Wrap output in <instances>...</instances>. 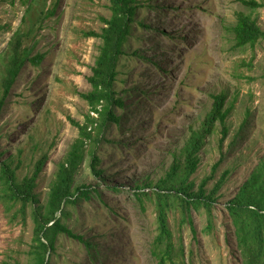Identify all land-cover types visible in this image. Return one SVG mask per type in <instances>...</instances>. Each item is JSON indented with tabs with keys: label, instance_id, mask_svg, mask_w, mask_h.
Segmentation results:
<instances>
[{
	"label": "rangeland",
	"instance_id": "obj_1",
	"mask_svg": "<svg viewBox=\"0 0 264 264\" xmlns=\"http://www.w3.org/2000/svg\"><path fill=\"white\" fill-rule=\"evenodd\" d=\"M141 1L146 6L137 17L150 29L134 26L128 55L118 65L116 85L125 107L117 112L119 125L111 124L95 149L103 174H92L85 153L74 185L91 187L92 193L66 208L65 224L93 247L60 234L50 264H157L156 210L150 200H138L137 187L168 172L190 134L201 127L211 95L220 93L230 109L227 136L221 144L217 124L189 178L195 190L206 180L209 192L229 172L217 191L212 226L203 209H191L185 219L178 210L168 212L167 223L175 249H183L184 264H241L225 205L264 162V39L237 47L230 28L243 12L264 31V0H255L260 4L255 10L238 0ZM109 17V0H0V80L17 31L33 29L23 44L36 42L30 58L43 55L37 64L22 66L4 100L0 159L17 166L19 181L44 161L35 180L42 202L58 164L79 136L75 123L84 125L89 114L79 94L90 89L87 78L101 40L86 33H100L101 19ZM17 209L5 211L0 200V264L32 259L30 209L25 217L15 216Z\"/></svg>",
	"mask_w": 264,
	"mask_h": 264
},
{
	"label": "trees",
	"instance_id": "obj_2",
	"mask_svg": "<svg viewBox=\"0 0 264 264\" xmlns=\"http://www.w3.org/2000/svg\"><path fill=\"white\" fill-rule=\"evenodd\" d=\"M238 1L250 10L260 7L255 0ZM145 6L141 0H109L110 17L101 19L104 26L100 33L92 31L86 33L87 36L98 37L101 40L91 75L87 78L90 89L79 94L89 106V114L85 117L84 125L75 123L79 136L63 162L58 164L46 200L40 201L35 193V180L44 161H39L30 178H22L19 181L16 174L17 166H13L9 159H0V200L5 211L18 206L14 215L20 214L25 217L27 210L30 209L29 214L33 221V248L29 264H50L51 256L55 253L56 238L60 234L84 243L89 250L93 247L65 224L64 220L70 216L66 208L81 199H89L92 193L91 187L74 185L75 173L85 153L91 157L92 174L96 177L103 174L98 167L101 160L95 149L101 143V136L105 130L111 124L119 125L120 115L117 112L124 109L125 99L120 95L116 85L120 75L118 65L122 56L128 55L126 48L133 36L134 26L150 29L144 19L139 20L137 17L138 9ZM149 6L156 7L152 4ZM230 31L237 47H253L264 39V31L251 15L243 12L236 14V21ZM32 32L33 29L28 32L17 31L9 42L11 53L6 59L0 80L4 93L0 96V113L22 66L27 61L37 64L43 57L36 55L30 58L36 42L29 47L23 44ZM132 55L139 54L134 51ZM124 93L127 97L128 89ZM211 99V107L205 114L201 127L190 134L181 153L174 156L168 172L153 184L147 183L144 187H137L138 193H135L140 202L142 198L150 200L156 210L158 235L153 243L157 251L153 252L157 257V264H184L180 258L183 255L182 247L178 251L171 240L167 223L168 212L178 210L185 219L191 209H203L208 217V227L212 226V208L216 202L217 191L229 172L225 171L209 192L205 189L206 180H203L195 190V183L189 179L197 169L199 162L197 153L217 124L222 135L221 144L228 133L226 122L230 109L225 108L227 97L220 93L211 95ZM215 168L213 166V172ZM225 210L231 220L241 264H264V162L227 201Z\"/></svg>",
	"mask_w": 264,
	"mask_h": 264
}]
</instances>
